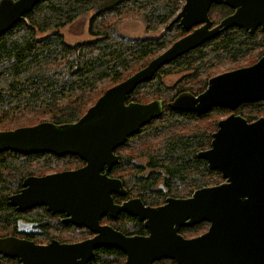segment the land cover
<instances>
[{
  "label": "water",
  "instance_id": "95a60500",
  "mask_svg": "<svg viewBox=\"0 0 264 264\" xmlns=\"http://www.w3.org/2000/svg\"><path fill=\"white\" fill-rule=\"evenodd\" d=\"M42 1L0 0V36ZM211 4H224L234 14L211 28ZM174 23L187 34L105 90L76 122H40L0 131V153L71 155L84 162L75 170L25 178L8 204L18 211L45 206L51 213L65 214L67 222L97 233L71 245L0 239L1 254L15 256L22 264H85L94 249L111 247L126 255L124 264L161 259L176 264H264V117L247 122L234 113L242 103L264 102V56L251 66L209 78L198 94L183 91L166 104L177 113L203 115L218 107L231 111L217 122L209 148L196 155L209 170L221 174L222 183L195 190L185 199L166 198L156 207L145 206L138 198L113 204L111 194H126L121 181L107 175L119 163L114 151L163 113L160 100L140 103L127 101L128 96L164 65L230 27L264 29V0H184L169 25ZM120 213L137 218L148 235L126 237L99 226L103 214L115 218ZM203 222L208 228L196 237L179 233ZM78 258L85 261L76 262Z\"/></svg>",
  "mask_w": 264,
  "mask_h": 264
},
{
  "label": "trees",
  "instance_id": "16d2710c",
  "mask_svg": "<svg viewBox=\"0 0 264 264\" xmlns=\"http://www.w3.org/2000/svg\"><path fill=\"white\" fill-rule=\"evenodd\" d=\"M182 4V0H43L38 3L0 36V117L12 114L17 117L27 111L40 110L45 116L42 122L58 125L76 122L107 89L94 94L100 81L110 80L111 87L125 80L160 50L185 35L177 23L169 25ZM91 11L88 35L92 39L66 44L58 29ZM228 12L227 7L215 5L209 13L216 24ZM128 16L142 19L146 32L156 31L160 26L164 27V32L159 37L120 35L116 23ZM242 47L237 38L219 34L164 65L151 80L138 85L128 96L127 101L146 103L157 99L163 105L159 118L143 126L117 149L120 151L133 141L153 143L160 139L151 148L153 152H144L148 160L146 165L120 153L119 163L111 173L130 196L140 199L145 206L156 207L164 204L166 198L185 199L195 190L223 182L218 171L209 170L206 162L196 156L209 148L212 131L196 129L183 134L177 130L191 127L213 112L222 114L226 110L214 108L207 114L197 115L172 112L166 104L180 92L198 94L204 91L207 80L212 77L210 71L223 63L221 57L239 56ZM184 70L188 74L183 79H191L194 83L199 82V75L207 73L208 76L197 83L196 88H184L179 84L166 87L162 82L164 75ZM235 113L252 122L264 117V102L241 105ZM38 162L46 164L43 168L51 167L55 171L83 164L71 155L0 153V229L14 224L19 216L8 204V197L20 188L25 178L42 176L40 168L32 169ZM147 170L150 171L147 173ZM112 225L124 235L147 234L142 223L125 214ZM200 226H208V223L194 227ZM188 231H193V227L182 228L179 233L184 236ZM105 260L106 257L101 256L99 262ZM154 264L176 263L164 259Z\"/></svg>",
  "mask_w": 264,
  "mask_h": 264
},
{
  "label": "flooded vegetation",
  "instance_id": "af4514ba",
  "mask_svg": "<svg viewBox=\"0 0 264 264\" xmlns=\"http://www.w3.org/2000/svg\"><path fill=\"white\" fill-rule=\"evenodd\" d=\"M215 5L216 4H211L210 8L212 6H215ZM216 6H225L228 9H230V12H228L227 15L220 18L218 20V22L216 24H214V22L212 21V19L210 17V13H209L210 8H209L208 18L211 22V28L218 25L223 19L234 14V9L228 7L224 4H219ZM180 9H179V11H180ZM177 13L175 14V16L177 15ZM250 29L251 28L246 29L244 27L233 26V27H230V28H228V29H226L220 33L222 36H225V37L230 36L233 38H237L243 44V47H242V53L239 56L225 55V56L221 57L220 61H223V62L227 61L233 67L231 69H227V70L222 71L220 73H217L215 75H218V74H221V73H224L227 71L235 70L238 68L251 66L264 56V29L260 25L256 26L253 30H250ZM186 34H187V32L185 33V35ZM241 61H245V64L244 65H236V64H239ZM251 103H255V102H251ZM245 104H248V103H242L239 106L245 105ZM218 108H220V107H218ZM212 109H214V108H212ZM222 109H224V108H222ZM225 110H227V109H225ZM227 111H228L227 115H229L231 113V111H229V110H227ZM117 149H119V148H117ZM117 149L114 151V154H116L118 157H120L119 156L120 151H118ZM83 166H84V162L82 165H80L78 167H71L70 169H67V170L63 169L60 171L54 170L53 172L46 173L44 175L52 174V173H58V172H64V171H71V170L81 168ZM115 166H113L111 168V170L107 173L108 177L117 178L116 176H113V174L111 173ZM44 175H42V176H44ZM37 177H39V176H37ZM21 184H22V182H21ZM21 184H20V188L12 194H16L20 191ZM124 190L126 193L124 196H120L116 193L111 194L114 205H121L125 202L132 200V199H136V197L130 196L128 191L125 188H124ZM11 207L14 208L17 213H19V216L17 218H15L14 224H12L10 226H6V227L1 229L2 232L0 233V239L11 238L12 240H15L17 242L32 243V244L38 245V246H46L52 242H56L60 245H71V244H78V243H81V242H84L87 240H91L97 235V233L91 231L90 229L86 228L85 226H76L72 223L67 222L68 217H66L65 214H63V213H51L50 211L47 210V208L45 206H34V207L27 209V210H24V211H18L16 209V207H13V206H11ZM122 214L128 215L126 213H120L115 218H113L109 214H103L99 219V226H102V227L107 226V227L112 228L114 231L119 232L113 228L112 224L115 221H117L119 219L120 215H122ZM128 216H131V215H128ZM131 217H133V216H131ZM133 218H135V217H133ZM142 226H143V224H142ZM143 228H144V226H143ZM146 232H147V230H146ZM119 233H121V232H119ZM122 235H124V234H122ZM146 235H148V232ZM146 235L131 234V235H124V236H126V237H135V236L141 237V236H146ZM191 238H193V237H191ZM101 256L106 257V260L104 262L103 261L99 262V260L101 259ZM84 259L85 258H78L76 260V262L85 261ZM125 261H126V255L122 251L115 249V248H111V247H100V248L94 249L93 255L90 256L88 258V260L84 263L85 264H124ZM159 261H161V260H159ZM159 261H155L152 264L159 262ZM0 264H22V262L19 258L15 257V256H5V255L0 253Z\"/></svg>",
  "mask_w": 264,
  "mask_h": 264
},
{
  "label": "rangeland",
  "instance_id": "374dc122",
  "mask_svg": "<svg viewBox=\"0 0 264 264\" xmlns=\"http://www.w3.org/2000/svg\"><path fill=\"white\" fill-rule=\"evenodd\" d=\"M182 2L184 3V0H182ZM92 14H93V12L91 11V12L86 13L84 15H80L71 23L67 24L66 26H64L62 28H59L58 33L62 36V40L66 44H70V45L91 40L92 37H90L88 35V21H89L90 17L92 16ZM214 14H216V12ZM213 18L215 20H218V18H216V16H214ZM120 19H121V21L116 23L117 24L116 25V31L118 32V34L123 35V36H127L130 38L159 37L164 32L163 26H160L156 31L146 32L144 21L137 16L136 17H129V16L128 17H121ZM170 45H167L166 48H168ZM166 48L160 50L157 53V55L160 54ZM244 64H245V61H241L239 64H236V65H244ZM216 67H218V68L210 71V74L212 76H214L215 74L220 73L222 71H225L227 69H231L233 66L231 64H229L227 61H225ZM187 74L188 73L184 70V71H180V72H177L174 74L164 75L162 77V82L164 83V85L166 87H172L175 84H179V86H183L184 88H187L189 86L196 88V86H197L196 84L204 81L205 78L208 76L207 73H203V74L199 75L197 78V81H199V82L194 83L193 81H191V79H189V80L183 79L184 76ZM110 85H111V82L108 79L100 81L95 88L94 94H99L102 90H104L106 88L108 89V87ZM112 86H114V85H112ZM154 100H156V99H154ZM147 102H149V101H147ZM227 114H228L227 110L225 113H222V114L213 112V113L207 115L206 117H204L203 119L194 123V125H192L191 127L181 128L177 131L185 134L188 132L195 131L196 129H206V131H209V132L212 131V133H213L216 130L217 122L219 120L225 118V116ZM43 117H45V116L40 112V110L34 111V112L33 111H27V112H24L23 114H21L20 116H17V117H16V114H14V115L12 114L6 118L0 117V131L12 130V129H15L18 127L32 126V125L38 124L39 122H42ZM167 119H168V117H167ZM159 142H160V139L155 140L153 143H151V142L145 143L143 141H139V142L133 141V143H129V145L127 147H124L123 149H121L120 153H123V155H125V156H129L130 159H132V161H134V162H137L141 165H146L148 160L146 159V156H144V152L146 150L152 151L151 148L156 146ZM145 144H148V146H146ZM43 166H46V164L38 162L32 166V169H36V167L40 168V175H43L46 173H51L54 170L51 167L43 168ZM149 171L150 170H147V173ZM117 174H119V173H117ZM124 174H127V172H125ZM200 224H198V225H200ZM195 226H197V225H195ZM190 228H192V227H190ZM207 228H208V226H203V227L202 226H200V227H194L193 226V231H188V232L184 233L185 235L183 237H185V238L195 237V236L205 232L207 230ZM1 232L2 231L0 229V233ZM165 260H168V259H165Z\"/></svg>",
  "mask_w": 264,
  "mask_h": 264
}]
</instances>
